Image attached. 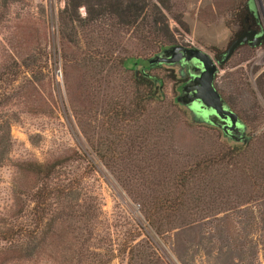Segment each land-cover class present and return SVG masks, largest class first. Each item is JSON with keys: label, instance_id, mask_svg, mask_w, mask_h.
<instances>
[{"label": "trees", "instance_id": "16d2710c", "mask_svg": "<svg viewBox=\"0 0 264 264\" xmlns=\"http://www.w3.org/2000/svg\"><path fill=\"white\" fill-rule=\"evenodd\" d=\"M81 5L85 9L83 16L78 11ZM229 15L232 37L244 30L261 29L258 14L247 7L245 0H239ZM169 16L188 30L182 15L172 12L170 0L65 1L58 19L63 40L59 58L75 74L71 89L68 85L66 89L74 99L72 103L75 102L73 113L89 119L91 129L86 132L91 131L87 133L90 151L71 149L43 161L16 163L13 208L0 216V264L42 254L50 255L54 261V238L63 242L76 240L64 251L60 263L99 264L98 253L83 248L77 239L93 220V206L82 197L70 199L77 194L86 167L76 177L68 169L82 160L93 167L92 157L125 183L130 173L139 171L136 168L141 163L150 167L153 155L163 154L159 153L161 146H165L172 137L170 133L179 125L203 131L206 138L199 136L200 153L190 156L178 172L169 177L165 170L164 176L168 178L164 182L144 186L135 196L141 201L142 216L150 231L163 235L210 216L228 215L264 198V127L247 136L246 141H235L222 131L219 133L214 125L189 118L177 96H169L166 91V79L175 86L180 84L179 73L166 67L167 74L162 77L148 70L152 65H144L151 55L173 44ZM212 51L214 57H221L218 47L213 46ZM16 59L23 74L21 97L31 99L33 111H45V105H50L40 91L36 63L30 62V58L27 62L20 54ZM128 59L131 67L126 65ZM2 75L0 81L9 85L18 80V74L13 78ZM258 79L260 82L261 78ZM215 87L234 111L222 90L216 84ZM5 89L0 86V111ZM76 105L80 110H76ZM241 120L248 128V123ZM10 126L0 115V167L11 149ZM141 234L146 233L141 231L138 236ZM135 245L131 242L123 251L129 259ZM150 263V254L142 252L139 264Z\"/></svg>", "mask_w": 264, "mask_h": 264}, {"label": "rangeland", "instance_id": "374dc122", "mask_svg": "<svg viewBox=\"0 0 264 264\" xmlns=\"http://www.w3.org/2000/svg\"><path fill=\"white\" fill-rule=\"evenodd\" d=\"M65 1L0 0V73L6 78L18 74V80L10 85L0 81V86L6 88L0 115L11 123V149L0 167V216L9 214L13 208V180L18 161H43L71 149L90 151L87 133L91 131L86 132L87 128L91 129L87 122L89 119L73 113L75 102L72 103L74 99L66 89L67 85L71 89L70 82L75 74L65 68L59 58L63 40L58 30V19ZM238 1L170 0L172 12L182 15L181 19L188 28L185 31L169 16L174 34L172 45L197 46L213 57L212 47L215 46L223 53L234 38L233 29L229 27V10ZM252 2L261 22L259 30L264 32V0ZM78 11L83 16L84 6H79ZM19 54L27 62L30 58V62L36 63L39 88L51 109L45 105V111H33L31 99L21 97L23 74L15 64ZM126 65L132 66L130 59ZM166 67L178 73V66L168 63L152 65L148 70L165 77ZM215 84L240 119L248 116L244 120L249 126L247 136L264 127V45H241L237 48L224 66L219 67ZM180 90V84L175 86L172 80L166 79L169 96L176 97ZM182 106L189 118L201 123L205 121L207 113L198 111L201 106L193 105L191 108L194 110ZM76 110H80L78 105ZM204 124L211 125L208 122ZM217 130L221 133L220 129ZM170 135L171 139L159 151L163 154L153 155L150 167L141 163L143 172L137 167L139 171L130 173L124 179L125 183L92 157L95 161L93 167L83 160L71 165L68 170L74 171L71 174L75 177L83 173L85 167L87 173L80 180L77 194L75 192L70 199L82 197L85 203L93 206V220L86 226L82 237L77 238L83 248L97 252L99 264H139L142 252L150 254L153 262L150 264H264V198L228 215L210 216L163 235H156L146 227L141 201L135 196L145 187L164 182L167 176L178 172L186 160L200 153L199 136L206 138L205 132L182 125L174 128ZM165 170L167 176H164ZM141 231L146 234L138 236ZM134 236L136 239L131 241ZM74 242L76 240L63 242L61 238H54L51 242L54 261L50 255L42 254L31 259L13 260L10 264H62L63 254ZM131 242L137 244L132 260L123 253ZM85 264L92 263L85 261Z\"/></svg>", "mask_w": 264, "mask_h": 264}, {"label": "water", "instance_id": "95a60500", "mask_svg": "<svg viewBox=\"0 0 264 264\" xmlns=\"http://www.w3.org/2000/svg\"><path fill=\"white\" fill-rule=\"evenodd\" d=\"M262 41H264V32L261 30L244 31L229 42L220 58L211 56L210 53L197 46L175 44L148 58L144 65L174 64L182 60L186 63L195 61L198 67H190L192 76L182 85L180 93L176 97L177 101L184 106H190L193 102L199 103L205 110L210 112V115H208L210 121L223 127L226 133L229 132L231 139L246 141L247 136L241 135L237 125L240 124L237 113L227 106L215 87V76L219 67L241 45L247 42L250 46L257 47ZM218 119H222V123H219Z\"/></svg>", "mask_w": 264, "mask_h": 264}, {"label": "flooded vegetation", "instance_id": "af4514ba", "mask_svg": "<svg viewBox=\"0 0 264 264\" xmlns=\"http://www.w3.org/2000/svg\"><path fill=\"white\" fill-rule=\"evenodd\" d=\"M246 5H247V7L250 9V10H254V8H253V2H252V0H247V2H246ZM251 30H257V31H259V28H257V29H251ZM244 31H247V30H244ZM244 31H242L241 33H243ZM240 33V34H241ZM239 34V35H240ZM238 35V36H239ZM237 37V36H236ZM243 45H248V46H250L247 42L246 43H244ZM261 45H264V41H262L261 43H260V45L259 46H261ZM251 47V46H250ZM252 47H255V46H252ZM174 64H176L177 66H178V73H179V75H180V78H181V82H180V85H181V87H182V85L188 80V79H190L191 78V76H192V74H191V69H190V67H193V66H195V67H198V65L195 63V61H193V62H190V63H186L185 61H180V62H177V63H174ZM193 105H199V106H201L199 103H196V102H193L192 103V105H190V106H186L187 108H189L190 110H194L193 108H191ZM202 107V106H201ZM202 109V110H201ZM200 110H198V111H201V113L202 112H206L207 113V116H206V118H204V120L205 121H202V122H208V123H211V124H213L211 121H210V119H209V117H208V115H210V112H208L207 110H205L203 107L201 108ZM193 112V111H192ZM238 119H239V123L240 124H237L238 125V127H239V130H240V132H241V135L243 134V135H246L247 136V127H246V125L243 123V121L239 118V116H238ZM219 123H222V119H218L217 120ZM213 125H215V124H213ZM218 129H220L223 133H224V135L226 136V137H229L230 138V133L229 132H225L224 130H223V127H221V126H219V125H215ZM236 134V133H235ZM237 135V134H236Z\"/></svg>", "mask_w": 264, "mask_h": 264}]
</instances>
